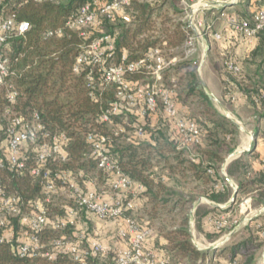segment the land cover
Returning <instances> with one entry per match:
<instances>
[{"label":"trees","instance_id":"trees-1","mask_svg":"<svg viewBox=\"0 0 264 264\" xmlns=\"http://www.w3.org/2000/svg\"><path fill=\"white\" fill-rule=\"evenodd\" d=\"M256 1H260L257 11L264 6V0ZM88 2L90 0H0V23L12 18L15 24H29L23 34L15 30L8 32L0 45V57L7 61L10 73L0 83V137L3 138L12 118L31 120L36 114L44 131L51 135L63 133L68 139L64 160L49 159L44 165L45 169L52 173L71 172L81 184L104 174L96 168L86 136L96 132L109 137L112 159L132 182L142 186L138 194L146 199L147 207L142 212L146 220H139L166 241L163 250L168 264H213L214 259L207 252L198 250L192 242L191 211L201 197L218 203L229 196L230 187L226 185L222 191H218L215 186L224 183L218 172L228 153L233 151L228 150L226 142L237 134L238 128L215 109L211 98L201 88L195 60L181 57L180 63L171 67L162 79L163 88L172 93L171 98L176 105L181 103L185 106L197 101L200 107L198 113L203 121L191 119L201 130L202 140L199 145L185 147L191 149L187 157L179 150L184 146L160 104L154 115L146 116L139 122L144 128L145 139L129 141L127 134L137 124L131 119L127 120V116L131 118L129 113L112 117L111 127L125 130L116 135L99 118L102 110L116 102L113 87L97 90L95 101L85 87V74L89 67L82 68L79 74L72 71L81 46L100 35L113 38L112 57L116 64L121 63L123 55H126L127 61H137L156 47L163 51L164 56L168 54L173 57L171 52H182L187 37L179 17L182 7L178 0L132 2L125 8L129 23L102 16L96 26L85 31L86 36L81 37L79 31L70 30L66 24ZM249 2H241L237 8L240 18L247 21H251L256 12L249 14L245 11L250 6ZM58 30L59 36L54 34ZM49 32L53 34L47 36ZM255 38L259 39L260 45L252 51L251 56L260 59V68L264 65V29ZM229 61L224 65L229 82L252 99L253 106L260 108L264 116V99L261 98L264 95V78H245L241 68L238 73H232L226 67ZM146 78L140 73L125 76V80L132 83ZM225 89L228 87L225 86ZM10 92H15L12 102L8 100ZM152 116H157L160 121L154 127L150 124ZM23 157L26 168L20 173L9 168L0 150L3 161L0 182L7 195L18 199L21 214L31 213L34 202L41 201L48 223L36 233L39 255L20 256L17 252L19 234L27 229L20 224L19 217H4L5 226L0 228V264H83L73 261L55 243L76 240L73 233L77 225L82 223L81 220L86 221L84 209L67 199L45 203L43 179L29 174V168L35 165L36 154L29 148L24 151ZM249 157H240L227 166L228 177L238 183L236 198L224 210L213 209L212 213L217 212L213 218L225 213L234 215L244 197L253 196L264 205V173L251 169ZM186 180L191 181V189H187ZM68 209L76 213L74 225L54 228L55 223L67 217ZM126 215L134 219L131 212ZM197 215L199 208L195 211ZM9 230L13 235L6 238L5 233ZM223 231L226 230L217 232ZM261 247L259 237L249 235L238 243L230 242L227 249L216 255L226 258V264H254ZM45 253L53 254L54 258L49 259ZM116 257L117 253L107 251L104 257L88 258L84 264H116Z\"/></svg>","mask_w":264,"mask_h":264},{"label":"built area","instance_id":"built-area-1","mask_svg":"<svg viewBox=\"0 0 264 264\" xmlns=\"http://www.w3.org/2000/svg\"><path fill=\"white\" fill-rule=\"evenodd\" d=\"M38 2L47 0H35ZM158 0H90L79 10L78 14L67 21L70 30L80 32L81 37L86 36V29L96 26L100 17L104 16L112 20L119 18L126 23L130 18L125 8L132 2L152 3ZM182 7V28L186 31L187 37L184 43L185 55L191 56L195 47L194 31L199 28V23L195 21V14L199 10L208 8H221L224 4H231L232 0H178ZM192 4H189L191 3ZM230 28L245 39L255 38L264 29V6L259 8L251 18V21L230 18L228 20ZM29 28L27 22L15 24L12 18L0 23V45L4 42L5 35L11 30L18 34H23ZM53 33H47V36ZM55 35H60V31H55ZM216 40L220 39L219 34H215ZM114 43L109 35H100L81 46V53L75 60L72 71L79 74L81 69L88 66L85 74V87L89 91V96L96 101L95 92L103 91L108 86H112L116 97V102L110 104L100 112V121L111 127V119L114 116L129 113L132 109L139 107V114L142 118L154 115L160 104L165 117L170 122L172 129L180 139L184 147L199 145L202 140V133L194 120L180 114L175 102L172 100V93L162 86L163 72L174 66L176 59H167L163 51L158 47L150 49L144 57L137 61H127L126 55L121 58V63L113 62ZM227 70L238 73L240 68L233 61L227 64ZM140 73L145 75L146 81L127 82V74ZM10 73L7 69V61L0 57V83L3 78ZM15 92L8 94V100L13 101ZM264 99V95L261 97ZM0 130L2 126L0 124ZM117 133L125 132L123 128L112 131ZM129 141H138L145 137L142 125L137 122L133 126V131L129 134ZM67 137L63 133L51 135L44 131L39 117L34 114L31 120L15 117L10 120L4 130L5 151L3 157L10 169L22 173L26 168L24 161V151L31 148L36 154L35 165L29 168V174L34 178H42V193L45 203H50L52 197L63 191L65 199L71 201L78 207L84 209L86 214L93 215L102 221L122 220L125 230L119 231L121 238L128 237V246L117 254L116 264H168L167 260L158 261L154 255L145 250L144 244L151 234V229L136 222L132 217L127 216V212H135L137 205L131 196L142 190V186L132 182L112 159L109 150L110 139L96 132L88 133L86 141L91 147V156L95 161L96 168L106 175L110 189L117 195L116 200L111 203L93 190H88L86 183L81 184L72 176L71 172H55L45 169L44 165L49 159L60 158L64 160V149L67 144ZM3 161L0 159V169ZM211 173V171H208ZM264 173V162L262 165ZM81 177V174L79 175ZM226 184L215 186L216 190L222 191ZM232 186V185H231ZM236 190V188L234 187ZM250 199H245L241 206H247ZM31 213H20V205L15 196L7 195L0 182V228L5 226L4 217H19V222L26 227L24 232L25 240H20L17 252L20 256H36L40 253V246L36 233L48 223L46 210L41 201H35ZM76 213L67 210V217L54 224V228H64L66 224L74 225ZM216 231L227 230L229 233L237 225V220L228 214H221L212 219ZM55 246L69 254L73 261L85 263L88 258L104 257L107 254L106 248L97 240H89L84 235L76 237L74 241H57ZM49 259H53V254H44ZM235 264V263H228Z\"/></svg>","mask_w":264,"mask_h":264},{"label":"crops","instance_id":"crops-1","mask_svg":"<svg viewBox=\"0 0 264 264\" xmlns=\"http://www.w3.org/2000/svg\"><path fill=\"white\" fill-rule=\"evenodd\" d=\"M232 1L231 4H224L221 8L211 7L206 10H199L195 14V21L200 25L194 31L196 38L195 46L203 48L204 55L207 58L209 56H218L233 61L241 68L243 77L245 78H264V65L259 68L260 59L251 56L252 51L260 45L259 39L239 37V34L235 33L228 25L230 18L241 19L237 12L238 4L246 0ZM259 4L260 1L250 0V6L245 11L252 14L256 11ZM215 34L220 35L219 40L214 38ZM196 74L201 88L211 98L215 109L234 124L238 128V132H242L245 136L241 140L238 139L236 149L226 156L218 172L224 183L231 189L227 199L215 203L201 197L194 204L190 222L192 242L198 250L207 252L208 256L214 259L213 264H226V258L218 257L216 255L217 252L227 249L230 242L238 243L249 235H257L262 242V247L256 254L254 264H264V205L259 203L255 197L248 196L242 198L234 215L228 213L233 216L234 220H237V225L231 233L227 230L218 233L212 224V219H214L213 217L217 213H212L213 209L224 210L233 204L236 198L238 183L228 177L226 173L227 166L240 157H249L251 155V158L249 157L251 169L254 172L262 171L264 162V116L260 108L253 106L251 103L252 99L229 82L225 69L222 66L219 67L216 62H213L210 69L205 67H202L201 70L200 68L196 69ZM225 86L228 87L227 90ZM176 106L181 115L188 116L185 106L181 103ZM129 114L131 120L135 122L143 120L139 114V107L132 109ZM158 122H160L158 117L152 116V120L150 121L151 126L154 127ZM86 187L88 190L98 192L104 200L111 203L117 198V195L111 191L109 181L104 174L92 177L91 181L86 183ZM138 193L136 192V195L131 196L137 205V210L131 213V215H137L140 220L145 221L146 218L142 215V212L147 207L146 199ZM248 198L250 199L249 204L246 207L241 206L243 201ZM198 208L199 215L195 216V211ZM85 219L86 221L81 220V225H77L73 233L74 237L84 235L90 241L97 240L102 243L107 251L117 254L127 248L128 237L121 238L119 236V231L125 230V224L122 220H115L105 226L102 233H99L102 239L98 240L88 237L86 234L89 229L87 224L88 222H93V220L98 221L95 225L96 228L102 222L89 214H86ZM151 231L144 245L145 250L152 253L158 261L166 260L163 250L166 241L154 230ZM12 235L13 232L11 230L5 233L6 238H10ZM19 238L20 240H25L24 232H20Z\"/></svg>","mask_w":264,"mask_h":264},{"label":"rangeland","instance_id":"rangeland-1","mask_svg":"<svg viewBox=\"0 0 264 264\" xmlns=\"http://www.w3.org/2000/svg\"><path fill=\"white\" fill-rule=\"evenodd\" d=\"M189 4H192V2L191 3H189ZM181 6V5H180ZM165 9H167V8H165ZM170 17H171V15H169ZM180 17V19L182 18V15H180L179 16ZM175 19L177 20V17L175 16ZM88 29H86V31H87ZM239 37H242V36H240V35H238ZM171 55L173 56V57H171L170 55H168V54H166L165 55V57L167 58V59H172V58H175L176 59V62H175V64L174 65H176L177 63H180V61H181V57L182 58H184V59H194L195 60V62H196V64H197V69H199L200 68V70L202 69V67H205V68H208V69H210L211 68V66H212V64H213V62H216L218 65H219V67H223L224 68V65H225V62L227 61V59H225V58H223V57H218V56H209V58H207L205 55H204V49L203 48H200V47H198V46H195L194 47V52L192 53V55L191 56H186L185 55V48L183 47V49H182V52H180V51H173V52H171ZM168 56H170V57H168ZM180 58V59H179ZM202 59H203V61H202ZM173 67V66H172ZM171 68V67H170ZM170 68L169 69H167V70H165L164 72H163V76L167 73V71H169L170 70ZM143 81H146V79H143ZM185 107L187 108V110H186V112L188 113V117H190V118H195V119H198V120H200V121H203V117L202 116H200V114L198 113V111H199V109H200V107H198V105H197V101H194V103H192V101L190 102V103H188V104H185ZM131 118L129 117V116H127V120H130ZM133 121V120H132ZM111 128V130L113 131V130H116V129H114V128H112V127H110ZM252 129H254V127H252ZM255 130V129H254ZM133 131V130H132ZM254 132V131H253ZM172 133V132H171ZM245 135L242 133V132H237V134L230 140H227V148H228V150L229 149H231V150H234V149H236V146H237V141H238V139L239 140H241V139H243V137H244ZM3 139H4V136H3V138L1 139V137H0V150H1V153L2 154H4V151H5V143L4 142H2L3 141ZM179 150H182L183 152H184V155H185V157H187V156H189V153H190V150L188 149V148H185V147H179ZM230 153H228V155H229ZM170 183V182H169ZM186 185H187V189H191L192 188V183H191V181H189V180H186ZM170 185H172V182L170 183ZM65 199V194L63 193V191L61 192H59V194L57 195V196H54V197H52V201L53 202H59V201H63ZM134 217V220L136 221V222H138V223H140V224H142L141 223V221L139 220L140 218H139V216H137V215H134L133 216ZM191 217H192V211H191ZM101 222H102V224H100V225H98V226H96V228H95V225L97 224V222L98 221H94L93 220V222H91V223H89L88 222V227H89V229L87 230V235H88V237L89 238H93V239H98V240H100V239H102V237H101V235L99 234V233H102V231H103V229H105V226H107V225H109V224H111V222H113V221H102V220H100ZM99 224V223H98ZM80 225H81V223H80ZM98 227V228H97ZM100 227V228H99ZM9 229V228H8ZM22 232H25V229H23L22 230Z\"/></svg>","mask_w":264,"mask_h":264},{"label":"water","instance_id":"water-1","mask_svg":"<svg viewBox=\"0 0 264 264\" xmlns=\"http://www.w3.org/2000/svg\"><path fill=\"white\" fill-rule=\"evenodd\" d=\"M212 249H214V248H212Z\"/></svg>","mask_w":264,"mask_h":264}]
</instances>
